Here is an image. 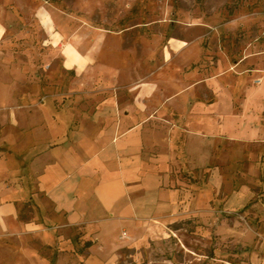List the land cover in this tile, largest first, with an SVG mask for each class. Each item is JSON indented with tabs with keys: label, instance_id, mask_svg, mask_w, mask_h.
I'll return each instance as SVG.
<instances>
[{
	"label": "rangeland",
	"instance_id": "obj_1",
	"mask_svg": "<svg viewBox=\"0 0 264 264\" xmlns=\"http://www.w3.org/2000/svg\"><path fill=\"white\" fill-rule=\"evenodd\" d=\"M50 19L48 34L41 23ZM51 34L63 45L74 41L81 54L96 45L100 69L126 67L131 83L153 77L166 92L173 81L206 103L216 100L208 80H221L228 106L230 88L255 95L264 85V0H0V175L11 187L34 184V133L66 106H94L83 93L94 87L88 74L64 71ZM246 100L247 92L235 93L231 105L240 109ZM215 164V184L210 172L201 176L206 207L126 246L116 264H264V142L224 139ZM30 203L20 208V222L44 223ZM44 228L56 235L55 226ZM24 248L49 261L56 256L30 234L2 242L0 264L21 263Z\"/></svg>",
	"mask_w": 264,
	"mask_h": 264
},
{
	"label": "crops",
	"instance_id": "obj_2",
	"mask_svg": "<svg viewBox=\"0 0 264 264\" xmlns=\"http://www.w3.org/2000/svg\"><path fill=\"white\" fill-rule=\"evenodd\" d=\"M46 22L41 24L50 34L54 23ZM51 38L62 52L64 71L86 72L89 85L104 87L83 92L92 108L66 106L34 133L39 143L30 151L37 152L29 164L32 186L11 187L0 175V246L31 234L56 249L49 261L24 248L21 263L12 258L6 264H116L126 246L206 207L201 176L210 172V183L217 182L216 155L224 139L264 142V85L255 95L249 88H230L228 106L221 80H208L216 100L206 103L191 86L176 89L169 81L172 89L165 92L153 77L131 83L126 67L100 69L96 45L81 54L74 41L63 45ZM244 92L246 106L251 101L255 108L234 109L235 93ZM26 201L44 223L20 222ZM46 224L55 226L56 235Z\"/></svg>",
	"mask_w": 264,
	"mask_h": 264
}]
</instances>
